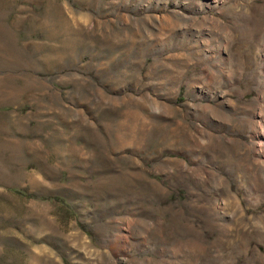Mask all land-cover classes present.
<instances>
[{"label": "rangeland", "instance_id": "rangeland-1", "mask_svg": "<svg viewBox=\"0 0 264 264\" xmlns=\"http://www.w3.org/2000/svg\"><path fill=\"white\" fill-rule=\"evenodd\" d=\"M264 0H0V264H264Z\"/></svg>", "mask_w": 264, "mask_h": 264}, {"label": "bare ground", "instance_id": "bare-ground-1", "mask_svg": "<svg viewBox=\"0 0 264 264\" xmlns=\"http://www.w3.org/2000/svg\"><path fill=\"white\" fill-rule=\"evenodd\" d=\"M263 133H264V129H263Z\"/></svg>", "mask_w": 264, "mask_h": 264}]
</instances>
